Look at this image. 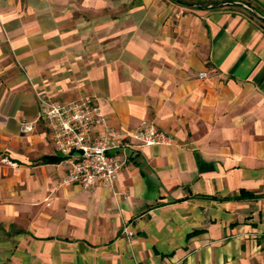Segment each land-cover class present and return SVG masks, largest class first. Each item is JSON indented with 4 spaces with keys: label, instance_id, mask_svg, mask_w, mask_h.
Returning a JSON list of instances; mask_svg holds the SVG:
<instances>
[{
    "label": "crops",
    "instance_id": "0c3cea01",
    "mask_svg": "<svg viewBox=\"0 0 264 264\" xmlns=\"http://www.w3.org/2000/svg\"><path fill=\"white\" fill-rule=\"evenodd\" d=\"M188 6L0 0V264H264V25ZM35 90L172 141L62 184Z\"/></svg>",
    "mask_w": 264,
    "mask_h": 264
},
{
    "label": "built area",
    "instance_id": "2783aa9c",
    "mask_svg": "<svg viewBox=\"0 0 264 264\" xmlns=\"http://www.w3.org/2000/svg\"><path fill=\"white\" fill-rule=\"evenodd\" d=\"M199 74L205 76L207 72L202 70ZM39 116L55 150L63 156L66 170L60 178L62 184L77 182L83 187L102 184L114 190L119 171L135 149L172 141L170 134L145 118L131 130L110 123L91 97L43 101ZM30 128L29 122L22 123V129Z\"/></svg>",
    "mask_w": 264,
    "mask_h": 264
},
{
    "label": "trees",
    "instance_id": "16d2710c",
    "mask_svg": "<svg viewBox=\"0 0 264 264\" xmlns=\"http://www.w3.org/2000/svg\"><path fill=\"white\" fill-rule=\"evenodd\" d=\"M183 5H193V4H197V6H206V3L208 2H217L219 0H175ZM249 4H251L253 7H255L258 11H260L263 15H264V11L261 10L258 6H256L254 3L251 2V0H243ZM249 15L255 19H257L259 22H261L264 25V21H262L261 19H259L258 17H256L254 14H252L251 12H248ZM63 158L62 155L57 154V155H44L42 157V160L45 161H60Z\"/></svg>",
    "mask_w": 264,
    "mask_h": 264
},
{
    "label": "water",
    "instance_id": "95a60500",
    "mask_svg": "<svg viewBox=\"0 0 264 264\" xmlns=\"http://www.w3.org/2000/svg\"><path fill=\"white\" fill-rule=\"evenodd\" d=\"M217 4H237L241 5L242 7L246 8L248 11H250L252 14H254L256 17L260 18L262 21H264V15L258 11L255 7H253L251 4L243 1V0H219L215 2L212 5H217ZM197 6V4H193Z\"/></svg>",
    "mask_w": 264,
    "mask_h": 264
},
{
    "label": "rangeland",
    "instance_id": "374dc122",
    "mask_svg": "<svg viewBox=\"0 0 264 264\" xmlns=\"http://www.w3.org/2000/svg\"><path fill=\"white\" fill-rule=\"evenodd\" d=\"M215 2H207L206 3V6H204V7H206V8H215V7H220V6H222V5H224V4H217V5H212V4H214ZM188 7H195V5H189ZM35 92H36V96H37V99H38V101H39V106L41 105V103L43 102V101H50V100H53V99H51V98H49V97H47V96H44L40 91H38V90H35ZM23 122H25V121H23ZM4 161H6V162H10V160H8L7 158H5L4 157V159H3ZM9 164H11V163H9Z\"/></svg>",
    "mask_w": 264,
    "mask_h": 264
}]
</instances>
